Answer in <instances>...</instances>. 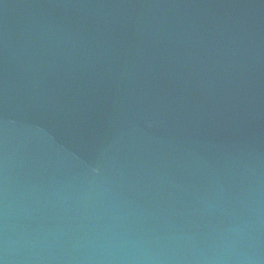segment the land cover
I'll return each mask as SVG.
<instances>
[{"label":"water","instance_id":"water-1","mask_svg":"<svg viewBox=\"0 0 264 264\" xmlns=\"http://www.w3.org/2000/svg\"><path fill=\"white\" fill-rule=\"evenodd\" d=\"M0 264H264V0H0Z\"/></svg>","mask_w":264,"mask_h":264}]
</instances>
